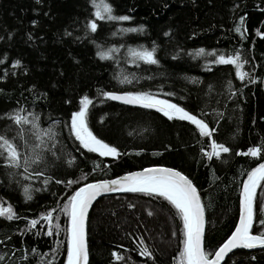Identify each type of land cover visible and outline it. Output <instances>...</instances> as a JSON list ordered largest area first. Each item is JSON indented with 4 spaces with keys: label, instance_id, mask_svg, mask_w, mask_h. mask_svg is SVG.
Listing matches in <instances>:
<instances>
[{
    "label": "trees",
    "instance_id": "trees-1",
    "mask_svg": "<svg viewBox=\"0 0 264 264\" xmlns=\"http://www.w3.org/2000/svg\"><path fill=\"white\" fill-rule=\"evenodd\" d=\"M106 2L114 15L126 14L132 19L98 21V31L86 34L85 21L94 19L90 0H0V116L20 108L24 109L22 115L37 114L40 127H51L56 133L58 157L45 173L51 177L47 185L42 183L45 176L24 180L19 174L22 168L0 166V201L21 217L13 221L0 217V256L5 257L0 264H63L66 217L60 214L58 221L53 220L61 231L54 230L51 237L43 235L48 229L43 220L30 232L18 235L27 229V220L58 210L83 183L156 166L175 168L193 181L206 209L204 246L212 250L234 229L239 188L247 172L264 161L235 155L264 144V39L255 35L257 30L264 31V13L258 10L264 7V0ZM240 16H245L244 40L234 31ZM139 25L144 26L143 33L119 32ZM140 45L149 50L156 46L157 65L131 62L128 49ZM201 48L205 54L197 56ZM237 49L248 61L243 70L256 79L255 84L236 79L231 65H214L213 57L207 55L213 51L235 54ZM98 51L108 52L111 58L101 60ZM124 77L132 83L121 84ZM98 90L150 91L178 103L217 128L213 138L232 151L221 154L220 160H206L200 149L207 150V141L194 126L169 121L154 110L107 101ZM169 92L173 95H164ZM83 95L93 101L90 128L117 147L122 153L117 159L87 153L70 135V114L78 109ZM10 123L0 119V130ZM12 128L10 135L15 131L14 125ZM6 171L15 173L11 180ZM56 179L77 183L66 188L64 183L56 184ZM25 185L31 200L24 199ZM261 199L264 189L258 187L257 202ZM254 210L252 231L256 234L261 230L258 203ZM180 233L181 222L162 198L141 193L101 198L88 220L89 264H120L112 259V252L123 257V264H173ZM141 240L152 252V260L138 254ZM223 264H264V249L236 251Z\"/></svg>",
    "mask_w": 264,
    "mask_h": 264
},
{
    "label": "snow or ice",
    "instance_id": "snow-or-ice-1",
    "mask_svg": "<svg viewBox=\"0 0 264 264\" xmlns=\"http://www.w3.org/2000/svg\"><path fill=\"white\" fill-rule=\"evenodd\" d=\"M36 2L39 3L40 0H36ZM90 3L93 9L91 16L94 19H87L85 21L86 34L88 32L96 33L98 31V21L127 22L132 19L131 16L126 14L114 15L112 6L106 0H90ZM258 10L264 13V7ZM32 23L35 25V21ZM261 23L264 24V21H261ZM143 31V25L119 29L121 33H143ZM234 31L240 36L241 40L246 38L245 16L239 17ZM113 34L115 35V33ZM168 35V32H164V36L167 37ZM255 35L264 39V31L262 30H257ZM115 51L118 50H109V52ZM155 53V45L152 46L151 50L145 48L143 45H140L138 48L128 49L131 62L141 61L146 65L158 64ZM202 54H205V50L203 48L198 49L196 55L199 56ZM97 55L101 60L111 58L109 53L104 51H98ZM207 55L213 57L211 63L214 65H231L235 71L236 79L240 81L247 79L252 84L257 82L250 73L243 70L244 65L248 61L239 49L235 50V54L231 52L221 51L217 53L213 51L207 53ZM173 59H175V56H173ZM119 82L121 84H131L132 80L124 77ZM261 83H264V81ZM227 87L231 89L230 80L228 81ZM209 88L211 90V85ZM98 95H102L107 101H117L122 105L154 110L169 121H184L194 126V130L198 133L199 137L207 141V150L204 147L200 149L202 157L206 160H212L213 158L220 160L221 154H228L232 151L225 143L217 142L213 138V133L218 131L217 128L210 127L204 119L199 118L192 111L180 106L178 103H173L168 99H162L150 91L98 90ZM164 95L170 96L173 93L169 92ZM64 103L68 104L71 101L65 100ZM92 103L93 101L87 95L79 98L78 109L72 111L70 114V135L75 138L79 147L87 153H95L99 157H111L115 160L122 153L118 151L116 146L105 142L103 138L95 134L89 126V106ZM22 112H24L23 108L14 109L0 116V119H6L11 122L10 124H5L4 128L0 130V162H2L0 166L6 170L22 168L23 172L19 174L24 180H29L32 177L39 179L41 176H45L42 183L47 185L51 177L46 176L45 173L49 167L55 164L56 159H58L56 151L54 150L57 143L56 133L51 127L41 128L39 123L40 118L37 114L29 113L28 115H22ZM201 115H205L202 110ZM220 115L222 116V114ZM29 116H31V119H29ZM12 125L15 126V131L14 134L10 135L13 132ZM25 126L28 127L26 128ZM235 155L264 160V144L249 147L246 151H236ZM69 164H71V161H69ZM95 167H98V165ZM14 174L12 171H6V175L10 180ZM81 179H86V177H82ZM55 183H64L66 188H71L77 181L71 179L67 181L56 179ZM258 187L264 189V162L257 163L255 167L247 172L246 178L239 188V217L234 229L218 247L212 250H208L204 246L206 209L197 187L181 171L172 167L163 166L146 167L140 171L127 172L113 179L83 183L81 186L76 187L67 197L62 207L58 206V210L51 209L46 211L38 219H28L27 229L21 230L17 234L22 236L24 231L30 232L35 228L39 220L45 221L48 226L47 231L43 235L51 237L54 230L58 234L61 231L60 226L59 224H53V220L58 221L60 214H63L66 217V226L63 229L65 233L66 257L64 258L63 264H89L86 221L93 202L97 197L107 193H141L145 196L162 198L174 209L176 217L181 222L179 251L173 258V264H222V262H225L226 256L234 249H254L258 247L264 249V199L257 202ZM35 190L41 191L39 188ZM23 194L25 200L32 199L28 185L23 187ZM257 203L260 212L259 226L261 230L253 234L254 209ZM129 207H132V205H129ZM149 215H152V213L149 212ZM0 217L8 221L21 219L13 210V207L11 205L5 206V202L3 201H0ZM36 235H40V233L37 232ZM6 239H10V237H6ZM56 243L59 245L60 241ZM138 249L140 256L147 257L149 260L153 259L152 252L144 246L143 240L140 241ZM32 252L35 253L36 249L33 248ZM111 256L114 261L123 264L122 256L116 252H112ZM4 259V256H0V262H3ZM21 259L26 260L27 257L22 256ZM48 264H52V262L48 261Z\"/></svg>",
    "mask_w": 264,
    "mask_h": 264
},
{
    "label": "water",
    "instance_id": "water-1",
    "mask_svg": "<svg viewBox=\"0 0 264 264\" xmlns=\"http://www.w3.org/2000/svg\"><path fill=\"white\" fill-rule=\"evenodd\" d=\"M113 102H116V103H119L117 101H113ZM120 104V103H119ZM126 106H129V105H126ZM130 107H134V106H130ZM264 162V161H263ZM177 170V169H176ZM183 173V172H182ZM184 174V173H183ZM186 175V174H185ZM199 192V190H198ZM123 192H113V193H107V194H103L99 197H97V199L93 202L92 206L90 207L89 209V214H88V218H87V221H86V233H87V229H88V220H89V216H90V213L94 207V205L96 204V201H98L100 198H103V197H111V196H117V195H122ZM205 217H206V212H205ZM206 225H207V218H206V224H205V233H206ZM86 239H87V243H88V237L86 236ZM204 240H205V236H204ZM241 250H244V251H254V250H263L261 248H254V249H234L231 253L228 254V256H226L225 260L234 252L236 251H241ZM224 262H222L223 264Z\"/></svg>",
    "mask_w": 264,
    "mask_h": 264
},
{
    "label": "bare ground",
    "instance_id": "bare-ground-1",
    "mask_svg": "<svg viewBox=\"0 0 264 264\" xmlns=\"http://www.w3.org/2000/svg\"><path fill=\"white\" fill-rule=\"evenodd\" d=\"M162 99H163V98H162ZM123 194H131V193H123ZM123 194H122V195H123ZM103 198H104V197H103ZM100 199H101V198H100ZM96 202H97V201H96ZM204 242H205V241H204Z\"/></svg>",
    "mask_w": 264,
    "mask_h": 264
}]
</instances>
